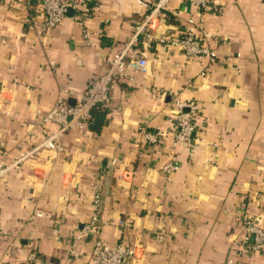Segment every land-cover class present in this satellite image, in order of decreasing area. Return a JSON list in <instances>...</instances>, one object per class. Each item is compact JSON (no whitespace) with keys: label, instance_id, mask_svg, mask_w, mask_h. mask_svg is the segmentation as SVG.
I'll return each instance as SVG.
<instances>
[{"label":"crops","instance_id":"0c3cea01","mask_svg":"<svg viewBox=\"0 0 264 264\" xmlns=\"http://www.w3.org/2000/svg\"><path fill=\"white\" fill-rule=\"evenodd\" d=\"M83 1V23L73 11L41 34L39 6L0 4V170L10 166L0 176V264H94L97 237L137 246L133 264H264V251L241 243L244 216L264 227V0H217V14L171 0L152 36L139 35L147 73L112 85L102 128L66 132L62 151L36 148L39 113L75 104L156 0ZM189 17L214 59L159 39L181 34ZM177 100L200 108L192 142L173 146ZM126 168L134 179H121ZM99 179L100 227L87 234Z\"/></svg>","mask_w":264,"mask_h":264},{"label":"built area","instance_id":"2783aa9c","mask_svg":"<svg viewBox=\"0 0 264 264\" xmlns=\"http://www.w3.org/2000/svg\"><path fill=\"white\" fill-rule=\"evenodd\" d=\"M6 0H0V4ZM13 1V0H11ZM23 1L27 7L39 6L43 18L42 29L39 34L45 30L58 26L68 15L69 9L74 10L75 17L83 23L89 14V8L83 0H14ZM171 0H156L152 3L151 8L144 19L139 22L133 37L126 43L123 50L113 57H105L103 69L100 74L93 78L89 87L79 93L78 100L75 104H69L63 99L56 103L47 112H40L38 115V126L44 129L45 140L37 145L36 148H49L52 150L62 151L64 146L59 142V138L68 131H82L88 128L92 119V111L96 107H105L111 98L112 85L118 80H128L133 84H139L138 75L146 74L148 71V59L144 49L139 47L138 40L140 34H146L151 37L150 31L156 30L160 25L162 11L168 7ZM181 2H190L196 11L200 14L221 12L222 5L217 0H177ZM178 16V13H175ZM34 23L36 18L32 17ZM84 35L89 46H95L96 42L88 29L84 28ZM206 37L205 28L200 21L193 17L187 19L185 29L177 36H163L159 39L161 42L181 47L188 56L207 54L211 58L216 57V52L205 46L202 39ZM178 107L177 131L172 142L177 146L180 142L191 143L196 131L195 115L199 110V104L192 101H176ZM49 123L59 125L57 131L50 132L46 130ZM146 140L149 142L158 141L157 133L146 132ZM23 158V157H22ZM114 159L113 162H115ZM16 164L18 161L15 162ZM10 166L0 170V176ZM179 168L176 160L170 161L165 165L163 171L168 175L174 173ZM121 173L122 180L134 179L137 175L133 169H124ZM103 182L97 180L93 196V215L92 220L85 227V232L93 231L99 228V210L102 204ZM124 226L131 228L130 220L125 221ZM241 243L245 252L253 253L264 251V227L260 226L256 219L250 216H244L242 221ZM93 263L94 264H133L138 257L137 246L125 245L119 243L110 245L102 238L93 239Z\"/></svg>","mask_w":264,"mask_h":264},{"label":"trees","instance_id":"16d2710c","mask_svg":"<svg viewBox=\"0 0 264 264\" xmlns=\"http://www.w3.org/2000/svg\"><path fill=\"white\" fill-rule=\"evenodd\" d=\"M107 109L102 107H96L92 111V119L89 123V126L92 129H101L106 117Z\"/></svg>","mask_w":264,"mask_h":264},{"label":"water","instance_id":"95a60500","mask_svg":"<svg viewBox=\"0 0 264 264\" xmlns=\"http://www.w3.org/2000/svg\"><path fill=\"white\" fill-rule=\"evenodd\" d=\"M73 11L74 10L72 8H70L68 14H72Z\"/></svg>","mask_w":264,"mask_h":264}]
</instances>
